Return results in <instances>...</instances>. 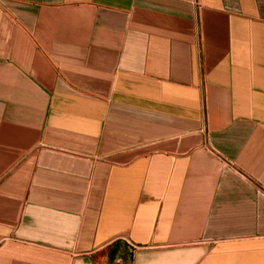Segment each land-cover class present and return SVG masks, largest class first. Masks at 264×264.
<instances>
[{
  "label": "crops",
  "instance_id": "obj_1",
  "mask_svg": "<svg viewBox=\"0 0 264 264\" xmlns=\"http://www.w3.org/2000/svg\"><path fill=\"white\" fill-rule=\"evenodd\" d=\"M0 264H264V0H0Z\"/></svg>",
  "mask_w": 264,
  "mask_h": 264
}]
</instances>
